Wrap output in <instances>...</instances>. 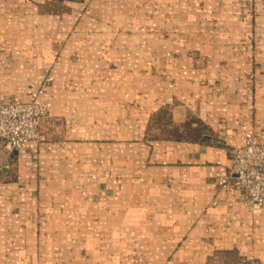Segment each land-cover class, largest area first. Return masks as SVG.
Returning <instances> with one entry per match:
<instances>
[{"label":"crops","instance_id":"1","mask_svg":"<svg viewBox=\"0 0 264 264\" xmlns=\"http://www.w3.org/2000/svg\"><path fill=\"white\" fill-rule=\"evenodd\" d=\"M42 89L0 264H264V207L219 186L264 130V0H0V103Z\"/></svg>","mask_w":264,"mask_h":264},{"label":"built area","instance_id":"2","mask_svg":"<svg viewBox=\"0 0 264 264\" xmlns=\"http://www.w3.org/2000/svg\"><path fill=\"white\" fill-rule=\"evenodd\" d=\"M49 81L50 78H47L46 82ZM43 93V89L33 93L31 101L12 96L0 103V145L8 153H16L28 143L42 140L44 126L50 121V113L45 105L35 100ZM62 143L53 142L47 149L52 150ZM230 154L229 172L219 181V186L235 190L250 211L264 207V130L248 132L244 145L232 148ZM241 264L254 263L243 261Z\"/></svg>","mask_w":264,"mask_h":264},{"label":"rangeland","instance_id":"3","mask_svg":"<svg viewBox=\"0 0 264 264\" xmlns=\"http://www.w3.org/2000/svg\"><path fill=\"white\" fill-rule=\"evenodd\" d=\"M179 136H183V137H189L190 135H194V133H190L187 129H185L184 131H182L181 133H178ZM190 136V137H191Z\"/></svg>","mask_w":264,"mask_h":264},{"label":"trees","instance_id":"4","mask_svg":"<svg viewBox=\"0 0 264 264\" xmlns=\"http://www.w3.org/2000/svg\"><path fill=\"white\" fill-rule=\"evenodd\" d=\"M188 129V128H187ZM190 133H193V132H190Z\"/></svg>","mask_w":264,"mask_h":264}]
</instances>
